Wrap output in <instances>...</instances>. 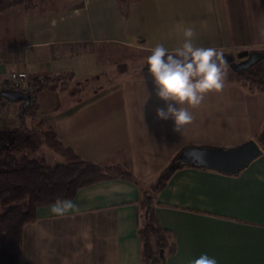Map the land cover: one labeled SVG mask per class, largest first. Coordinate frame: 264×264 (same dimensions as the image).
<instances>
[{"label": "crops", "instance_id": "crops-1", "mask_svg": "<svg viewBox=\"0 0 264 264\" xmlns=\"http://www.w3.org/2000/svg\"><path fill=\"white\" fill-rule=\"evenodd\" d=\"M182 27L194 29L196 46L237 58L243 50L262 52L264 0H131L125 10L116 0H48L16 7L0 12V80L11 68L67 79L63 91L36 94L37 115L48 117L59 141L82 159L119 164L149 181L185 149L254 140L264 119V96L232 82L197 107L182 106L193 120L181 134L174 121L157 118L165 105L143 64L157 44L179 47ZM107 71L105 95L98 84L85 89L83 79L99 82ZM22 101L3 96L0 129L30 124ZM140 195L136 184L113 179L80 188L63 214L51 212L55 203L39 207L22 229L19 264H140ZM157 200L159 222L176 243L165 264H191L204 253L217 264H264L262 148L232 173L183 164Z\"/></svg>", "mask_w": 264, "mask_h": 264}, {"label": "trees", "instance_id": "trees-1", "mask_svg": "<svg viewBox=\"0 0 264 264\" xmlns=\"http://www.w3.org/2000/svg\"><path fill=\"white\" fill-rule=\"evenodd\" d=\"M47 1L0 0V12L16 7L26 9ZM130 1L116 0V3L125 10ZM145 65L146 61L143 67L147 70ZM224 68L227 73L225 82L235 83L248 93L264 96V57L241 71H233L228 65ZM61 78L34 77L31 89L26 92L29 100L22 101L23 113L31 118L30 124L16 129H0V264H19L22 229L37 218L39 207L57 200H71L80 188L113 179L130 181L141 193L136 206L140 264H165L166 258L175 252L176 243L174 235L160 224L155 212L158 193L176 168L183 164L191 167L203 165L178 164L176 154L153 179L142 181L119 164L100 165L82 159L59 141L48 117L37 115L36 94L43 89H64L66 81ZM253 137L264 150V119ZM42 146L58 154L61 162L51 163L44 156H31L30 153Z\"/></svg>", "mask_w": 264, "mask_h": 264}, {"label": "clouds", "instance_id": "clouds-1", "mask_svg": "<svg viewBox=\"0 0 264 264\" xmlns=\"http://www.w3.org/2000/svg\"><path fill=\"white\" fill-rule=\"evenodd\" d=\"M181 30L183 43L179 47L170 50L157 44L150 49L145 65L153 91L165 105L156 109L157 118L174 121V131L180 134L193 120L188 107H197L207 93L222 90L227 76L220 53L213 47L196 46L193 28ZM73 207L69 200H57L51 212L63 214ZM191 264H217V260L204 253Z\"/></svg>", "mask_w": 264, "mask_h": 264}, {"label": "water", "instance_id": "water-1", "mask_svg": "<svg viewBox=\"0 0 264 264\" xmlns=\"http://www.w3.org/2000/svg\"><path fill=\"white\" fill-rule=\"evenodd\" d=\"M221 63L228 65L233 71H241L251 67L264 57V52L243 50L238 53L240 61H234V57L220 53ZM0 95L10 100H29V95L21 90L0 89ZM261 154V148L253 140L249 139L230 147H191L185 149L179 155L178 164L184 162L203 165L219 172L232 173L245 167L250 161Z\"/></svg>", "mask_w": 264, "mask_h": 264}, {"label": "rangeland", "instance_id": "rangeland-1", "mask_svg": "<svg viewBox=\"0 0 264 264\" xmlns=\"http://www.w3.org/2000/svg\"><path fill=\"white\" fill-rule=\"evenodd\" d=\"M66 50H73V48H67ZM73 51H76V50H73ZM72 51V52H73ZM234 61H238V58L237 57H234ZM107 75V76H109L110 75V72L109 71H107V72H105V73H99V75H100V78H99V82L98 81H96L93 77H91V78H87V79H83V85L85 86V89H89V88H91L92 86H94V85H99V87L101 88V87H103L102 88V90L100 91V89H99V91H100V94L101 95H105V91H104V88H105V84L106 83H104L105 82V80L104 79H102V77L104 76V75ZM49 77H51V76H49ZM52 77H54V76H52ZM51 77V78H52ZM61 79H63L64 81H66V84L64 85V89H67L68 88V84H69V81L67 80V79H65V78H61ZM74 84V83H73ZM72 84V85H73ZM64 89H57V90H64ZM73 90V89H72ZM70 91V90H69ZM67 93V92H66ZM65 93V98L67 97V94ZM64 95V94H63ZM99 97H102V96H99ZM114 98H115V96H114ZM28 117V116H27ZM28 121H29V118H28ZM28 124H29V122H28ZM254 141H255V139H254ZM256 142V141H255ZM257 143V142H256ZM258 144V143H257ZM259 145V144H258ZM259 147H260V145H259ZM31 154V156H33V157H39V156H44L47 160H49L51 163L52 162H61V157L58 155V154H56L55 152H53V151H51L48 147H46V146H42L41 148H39L38 149V151H36V152H34V153H30Z\"/></svg>", "mask_w": 264, "mask_h": 264}, {"label": "built area", "instance_id": "built-area-1", "mask_svg": "<svg viewBox=\"0 0 264 264\" xmlns=\"http://www.w3.org/2000/svg\"><path fill=\"white\" fill-rule=\"evenodd\" d=\"M33 78L23 70L11 68L8 78L0 80V89H14L27 92L31 89Z\"/></svg>", "mask_w": 264, "mask_h": 264}, {"label": "flooded vegetation", "instance_id": "flooded-vegetation-1", "mask_svg": "<svg viewBox=\"0 0 264 264\" xmlns=\"http://www.w3.org/2000/svg\"><path fill=\"white\" fill-rule=\"evenodd\" d=\"M237 62V61H236Z\"/></svg>", "mask_w": 264, "mask_h": 264}]
</instances>
